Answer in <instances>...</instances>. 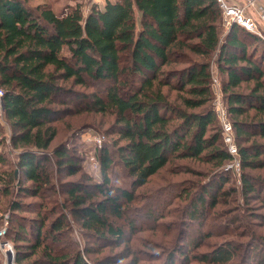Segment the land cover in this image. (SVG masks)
<instances>
[{
    "label": "trees",
    "instance_id": "obj_1",
    "mask_svg": "<svg viewBox=\"0 0 264 264\" xmlns=\"http://www.w3.org/2000/svg\"><path fill=\"white\" fill-rule=\"evenodd\" d=\"M31 1L0 0L1 99L13 128L11 143L18 147L12 170L0 172V190L17 195L5 217L7 231L14 234L17 264H90L85 254L127 243L125 222L118 221L130 220V230L134 228L137 217L126 216L134 189L145 186L172 157L215 160L218 170L208 184L196 192L181 188L178 196L184 195L187 202L185 217L203 223L207 207L222 191L218 186L228 173L223 165L233 158L221 128L214 131L218 120L211 104L210 58L215 53V66L226 75L222 91L242 186L256 189V180L244 170L264 167V41L236 23L221 38L223 16L217 0L91 1L85 14L79 1L61 10ZM69 80L100 87L88 94L59 83ZM242 83L245 89H237ZM67 97L79 100L76 112L114 115L112 131L118 137L113 151H99L101 182L83 174L62 180L61 175L80 170L78 160L65 144L49 150L57 135L51 122L63 110L56 106ZM238 138L245 144L239 146ZM115 160L131 188L110 183L108 170ZM47 189L66 195L65 202L44 208L41 199ZM23 196L40 200L26 201ZM156 199L154 204L165 201ZM31 208L35 216L27 220L18 214ZM154 211L148 215L152 219L166 216ZM67 212L79 222L84 237L93 240L83 251L71 247ZM12 216L14 227L9 225ZM124 248L101 264L128 256L129 264H137L141 258ZM233 251L226 246L192 255L197 261L224 264ZM183 255L167 253V264L189 258Z\"/></svg>",
    "mask_w": 264,
    "mask_h": 264
},
{
    "label": "rangeland",
    "instance_id": "obj_2",
    "mask_svg": "<svg viewBox=\"0 0 264 264\" xmlns=\"http://www.w3.org/2000/svg\"><path fill=\"white\" fill-rule=\"evenodd\" d=\"M77 1L81 2L82 11L85 14L93 0H32L30 4L45 2L55 9L61 10L68 4L74 5ZM225 1L231 4L228 0ZM244 2L245 0L242 3ZM248 10L256 16L251 8ZM222 18L221 38L224 37L229 27L228 22H225L224 17ZM216 54L212 55L210 62L217 66ZM215 70L220 88L223 90L226 75L220 73L217 67ZM59 83L67 88L72 87L88 94L100 87L98 84H91L86 87L73 85L71 80L59 81ZM0 88L2 89V87ZM237 89L244 90L245 83H242ZM66 100V103H60L56 106L63 110L60 117L51 122L57 129V135L49 146V150L51 151L57 145L65 144L78 160L80 170L75 175L67 177L61 175L60 177L62 180H70L80 178L83 174L88 176L91 182H101L99 151L102 148L113 151L115 140L118 137L116 131H112L114 115L111 112H76L75 104L79 100L71 97H67ZM222 100H224V95ZM213 102L214 94L212 92L211 104ZM253 112L254 110H250V114ZM219 129V122H216L214 131H219ZM12 132V126L6 119L3 109L0 108V155L4 160H0V172L12 170L13 162L16 160L18 147L14 148L11 143ZM94 137H101L100 142H96ZM254 137L260 142L263 141L257 136ZM219 141L221 143L220 138ZM244 142V139L238 138L239 146L245 144ZM232 163L233 158L223 165L224 170H228V173L225 174V179L218 186V189L222 191L217 194L215 203L209 204L204 221L200 224L192 221L190 217H185L182 212L187 202L182 199L184 195L181 198L178 196L181 194V188L196 192L208 184V180L218 170L215 160L203 162L191 158H170L168 163L151 177L145 186L134 189L135 200L126 210V216L130 219L137 217L134 228L130 230V220L128 222L126 220L118 221L119 224L125 222V230L128 231L127 243H121L114 247L105 246L98 253L85 254L90 264H101L100 261L106 260L109 255H115L121 249L123 250L124 246L126 250L134 251V254L141 258L137 264H167L166 254L172 252L174 255L184 254L183 256L189 257L187 260L181 257L180 261L175 262L176 264H216L197 261L192 254H196V256L197 254L201 255V253L210 254L216 249L226 246H231L234 251L231 260L224 264H264V167L261 169L246 168L244 170L257 182L254 187L256 189L247 191L242 186L241 165H239L238 172L235 168H231ZM96 164L97 167H95ZM50 169H53V165L50 166ZM108 175L110 183L131 188V180L118 161L115 160L111 164ZM158 186L160 188H156ZM156 190L158 191L154 193ZM158 196L165 201L154 204L153 202L157 200ZM12 198L17 199V195L3 194L0 190V229L5 227L4 235L0 239V264H6V260H8L1 244L3 242L10 245L15 244L14 234L10 230L7 231V221L5 220V217L8 218L9 216L8 207ZM65 199L66 195L63 193L47 189L44 191L41 200L46 203L44 208L49 209L51 206L56 208V206L62 205ZM190 199L191 195L188 196V205ZM22 200H40V198L23 196ZM151 210L159 211L160 214L166 216L159 220L152 219L148 216ZM18 214L27 220L29 217L35 216V211L31 208ZM66 214L69 221L68 230L70 231L68 239L74 243L71 247H79L82 250L86 242L91 243L93 240L84 237L79 222L70 213L67 212ZM14 218L12 216L11 223H9L13 227L16 226ZM130 262L131 257L128 256L119 262L110 264H129ZM12 264H17L14 250Z\"/></svg>",
    "mask_w": 264,
    "mask_h": 264
},
{
    "label": "built area",
    "instance_id": "obj_3",
    "mask_svg": "<svg viewBox=\"0 0 264 264\" xmlns=\"http://www.w3.org/2000/svg\"><path fill=\"white\" fill-rule=\"evenodd\" d=\"M217 1L219 3V7L225 19V22L227 21L228 22L227 24L229 26L231 23H236L245 30L250 31L253 34H256L264 41V30H262L259 27L257 20L254 19V17L251 15V13L248 10L249 8H251L253 12L256 14L257 18L264 22V0H245L243 4H235V3L228 4L225 0H217ZM214 65L215 64L212 63L210 66L211 90L214 94L213 108L221 128L223 141L227 146L228 152L233 157V163L231 165V168L233 167L235 168L236 171L239 172L240 164L237 158V147L235 144L233 126L227 114L224 100H222L223 99L222 90L220 88V83L218 81L215 70L216 67ZM2 94H3L2 89H0L1 109H3V103L1 99ZM93 139L99 143L101 137H97V138L94 137ZM95 167H97V164L95 165ZM4 232H5V227L0 229V236H2ZM1 245L2 247H4L6 243H2ZM8 249L10 252V254L9 253L8 254L11 257V264H12V256H13L12 245L8 244ZM6 261H7L6 264H8V260Z\"/></svg>",
    "mask_w": 264,
    "mask_h": 264
},
{
    "label": "crops",
    "instance_id": "obj_4",
    "mask_svg": "<svg viewBox=\"0 0 264 264\" xmlns=\"http://www.w3.org/2000/svg\"><path fill=\"white\" fill-rule=\"evenodd\" d=\"M93 1H95V2L98 3L99 5H103L104 2H105V0H93ZM228 1L231 2V3H235V4H243V3H242L243 0H228ZM238 2H241V3H238ZM250 13H251V12H250ZM251 15L254 17V19L257 20L259 27H260L262 30H264V22L261 21V20H259V19H257L256 16H255L253 13H251Z\"/></svg>",
    "mask_w": 264,
    "mask_h": 264
},
{
    "label": "bare ground",
    "instance_id": "obj_5",
    "mask_svg": "<svg viewBox=\"0 0 264 264\" xmlns=\"http://www.w3.org/2000/svg\"><path fill=\"white\" fill-rule=\"evenodd\" d=\"M3 251H4L5 255H6L7 258H8V257H9L8 253L10 254L9 249H8V244H6V245L3 247Z\"/></svg>",
    "mask_w": 264,
    "mask_h": 264
},
{
    "label": "water",
    "instance_id": "obj_6",
    "mask_svg": "<svg viewBox=\"0 0 264 264\" xmlns=\"http://www.w3.org/2000/svg\"><path fill=\"white\" fill-rule=\"evenodd\" d=\"M232 24V23H231ZM4 243V242H3ZM9 255V254H8ZM8 264H11V257L9 255V258H8Z\"/></svg>",
    "mask_w": 264,
    "mask_h": 264
}]
</instances>
